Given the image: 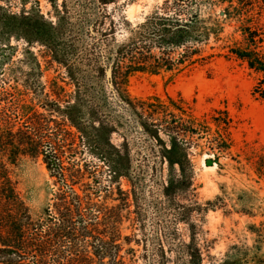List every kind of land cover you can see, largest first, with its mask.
<instances>
[{
  "label": "trees",
  "instance_id": "1",
  "mask_svg": "<svg viewBox=\"0 0 264 264\" xmlns=\"http://www.w3.org/2000/svg\"><path fill=\"white\" fill-rule=\"evenodd\" d=\"M49 1L55 21L45 18L38 0H0V71L5 74L0 111L13 104L19 81L20 98L31 94L44 110L34 111L18 99L13 117L0 114V264H264V144H246L233 155L235 124L226 107L196 115L180 95L135 98L127 91L137 74L175 77L216 58L244 65L258 76V86L264 85V0H163L135 23L125 16L115 22L105 13L104 6L121 0H78L76 23L67 0L62 12L57 0ZM19 42L25 58L13 62ZM33 45L69 68L76 53L82 66H102L98 89L76 84L66 94L55 82L46 93ZM110 65L118 114L108 95ZM122 118L140 128L158 165L146 156L132 163L126 136L112 142L124 126ZM79 145L107 166V185L101 186ZM195 148L212 155L208 166L217 164L219 170V158L231 155L236 172L259 187L224 182L203 205L181 202H188L192 191ZM39 159L45 173L35 165ZM158 171L166 218L156 223L163 225L152 232H123L129 194L140 209L136 185ZM122 178L130 189L121 188ZM35 200L37 208L31 205ZM209 210L245 218L239 237L219 258L210 254L211 241L202 228ZM178 223L185 225L184 233Z\"/></svg>",
  "mask_w": 264,
  "mask_h": 264
},
{
  "label": "rangeland",
  "instance_id": "2",
  "mask_svg": "<svg viewBox=\"0 0 264 264\" xmlns=\"http://www.w3.org/2000/svg\"><path fill=\"white\" fill-rule=\"evenodd\" d=\"M38 1L39 8L45 18L55 21V8L51 2L49 0ZM77 1L78 0H67V5L70 8L69 16L73 23L78 22ZM162 1L163 0H131L122 2L121 0L115 4L109 3L103 8L105 13L113 17L115 22L119 21L121 16H125L128 21L135 23L141 21L147 13L155 6L160 5ZM62 3L63 0L56 1V9L60 12L63 11ZM77 31V28H75L72 36L75 40L78 39ZM121 31L122 28L117 27V37L121 36ZM24 47L25 45L21 42L18 43L17 51L13 55V62L25 58L23 52ZM31 51L41 63V70L43 71L41 82L45 85L46 93L50 91L55 82L64 88L66 94H70L75 89L76 84H80L81 87L83 84L87 86L95 85L98 89V85L102 81V66L99 69L92 65L88 67L82 66L80 53H76L72 57H69V60L71 58L73 62L72 68H69L68 65L64 66L55 61L44 47L33 45ZM19 65L21 64L19 63ZM24 68L23 65V69ZM72 72L75 75L74 79L70 77ZM83 74L85 77L81 79L80 77ZM4 75L3 70L2 72L0 71V90L3 88L1 87L3 85L2 82L5 81ZM74 75L72 74V76ZM258 82V76L247 70L244 65L234 60L216 58L210 63L197 65L192 69L185 70L175 77H170V74H137L129 79L127 91L131 97L135 98H145L151 95H158L161 97H165L166 95L176 97L180 95L193 108L196 115H201L215 107H226L235 124L233 129L234 146L232 148V154L234 155L243 149L246 144H264V97L260 96V93L264 90V85L259 87ZM17 86V92L15 93L16 98L11 97L13 104L9 110L7 109L5 111L1 109L0 114L6 112L13 117L15 113L14 110L17 109L14 106L18 99H24L26 102L25 104L33 108L34 111H44L43 108L40 107L39 102L33 99L31 94L23 95L21 99L20 94L23 88L20 81ZM108 90L109 99L115 108V113L118 114L120 110L118 109L119 102L113 96L114 93L109 86ZM2 105H5V103ZM121 121L124 126L119 128V133L112 135V142L118 144L122 142L123 136H126L132 163L135 164L136 162H140L142 161V157L146 156L151 164L154 161L155 164L158 165L159 162L156 156L150 158L148 155L147 150L150 145L146 141L145 135L141 132L140 128L125 121L124 118H122ZM68 127L71 132L76 133L74 127ZM76 134L78 135V133ZM78 149L81 154L84 152L82 151L81 145H79ZM200 151V148H195L191 151V159L194 164L195 172L194 183L192 191L188 193L186 197L189 201L186 202L185 199L179 198L181 202L189 203L197 201L203 205L206 200L212 199L220 192L219 184L224 182L227 185L236 183L243 187H249L251 185L255 188L259 187L256 182L247 179L245 174H238L236 172L233 168L235 162L231 159V155L226 154L219 158V162L222 164L219 170L217 164L212 166L206 165V159L213 157L206 152L201 153ZM83 155H85V160L91 165L94 173H96L101 186L107 185L108 176L110 175L107 166L88 153H83ZM81 162H83V160ZM27 164L32 165L31 162ZM35 165L42 173L46 172L40 159ZM162 171L164 172V170ZM40 179L42 180V176ZM120 186L123 190L131 188L123 178L120 180ZM136 186L138 189L140 209L137 207L132 194H129V204L125 212L127 218L121 225V229L127 234L132 231L139 232L140 230L152 232L160 228V225H163L156 223L158 217L163 220L166 218V210L164 209L165 198L162 196L163 185L161 183L160 171L155 175L149 172L145 175L143 180L138 181ZM260 186H262L261 195L264 196V184L261 183ZM38 201L43 200L39 198ZM38 201H33L31 205L37 208V205L40 204ZM194 216L198 218L197 215ZM203 217L204 221L202 222V228L205 232L204 236L207 240L211 241L210 245L212 248L210 249V254L219 258L224 253L226 247L232 243L236 237H239L245 218L239 217L236 214L225 217L221 210H209L204 213ZM177 228L184 233L186 227L184 224L178 223Z\"/></svg>",
  "mask_w": 264,
  "mask_h": 264
},
{
  "label": "water",
  "instance_id": "3",
  "mask_svg": "<svg viewBox=\"0 0 264 264\" xmlns=\"http://www.w3.org/2000/svg\"><path fill=\"white\" fill-rule=\"evenodd\" d=\"M111 65L107 67L106 69V78H107V84L109 86V88L112 90V92L114 93V90H113V83H112V78H111ZM206 165H211L212 161L211 160H206Z\"/></svg>",
  "mask_w": 264,
  "mask_h": 264
}]
</instances>
